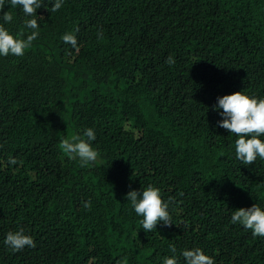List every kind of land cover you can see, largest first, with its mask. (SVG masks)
<instances>
[{
  "label": "trees",
  "instance_id": "trees-1",
  "mask_svg": "<svg viewBox=\"0 0 264 264\" xmlns=\"http://www.w3.org/2000/svg\"><path fill=\"white\" fill-rule=\"evenodd\" d=\"M53 3L2 10L12 34L35 18L39 35L0 56V264H163L172 244L179 264L196 247L215 264H264V238L230 223L264 210V160L238 161L213 110L235 91L264 97V0ZM89 127L99 157L81 167L59 143ZM149 184L172 198V225L145 233L126 193ZM21 227L36 247L13 252L4 239Z\"/></svg>",
  "mask_w": 264,
  "mask_h": 264
},
{
  "label": "clouds",
  "instance_id": "clouds-1",
  "mask_svg": "<svg viewBox=\"0 0 264 264\" xmlns=\"http://www.w3.org/2000/svg\"><path fill=\"white\" fill-rule=\"evenodd\" d=\"M64 0H54L51 11H58ZM6 0H0V56L9 55L22 57L26 49H30L33 42L38 38L39 25L35 18L25 20V27L30 33L25 34L22 29L19 34H12L4 27L5 23L13 20L11 11L3 12ZM12 8L21 7L26 17H35L36 10L42 7V0H9ZM159 28L165 32H174L176 21L171 14L167 16L160 24ZM102 36L101 33L98 34ZM65 43L77 46L76 36L69 32L62 36ZM165 63L172 65L175 63L174 58L169 55ZM213 110L218 111L222 117L217 121L220 128L225 129L228 133L233 134L235 158L243 165H252L257 158L264 160V97L249 96L243 91H235L217 97V102L213 105ZM96 139L93 128H85L82 135H71L68 138L61 139L59 143L60 150L72 160H79L80 166L85 167L90 163H95L99 157V152L93 147L92 142ZM9 164H16L14 157H9ZM182 195V193H181ZM126 199L130 202L131 207L137 216L142 217L140 224L145 233L156 230L157 225L170 226L171 216L169 214V204L172 198L166 202L162 198L161 191L158 187L149 184L142 190H129L126 193ZM86 209L91 208V201L84 203ZM230 223L239 224L245 230H250L253 237L264 238V210L253 203L250 207H240L234 209L231 214ZM4 243L9 246L13 252H18L27 248H35L36 243L31 235L25 234L21 227L16 231H9L4 239ZM172 255L163 258V264H179L177 249L174 244L169 247ZM185 264H215L213 257L206 255L199 248L191 250L184 249L180 252Z\"/></svg>",
  "mask_w": 264,
  "mask_h": 264
}]
</instances>
